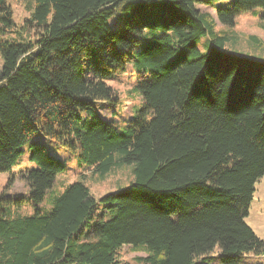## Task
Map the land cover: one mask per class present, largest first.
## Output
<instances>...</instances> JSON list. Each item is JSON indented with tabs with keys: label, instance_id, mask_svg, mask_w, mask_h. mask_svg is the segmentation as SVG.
I'll list each match as a JSON object with an SVG mask.
<instances>
[{
	"label": "trees",
	"instance_id": "obj_1",
	"mask_svg": "<svg viewBox=\"0 0 264 264\" xmlns=\"http://www.w3.org/2000/svg\"><path fill=\"white\" fill-rule=\"evenodd\" d=\"M32 1L33 36L17 39L0 0V173L34 166L27 194H0V264H130L125 245L146 249L138 264L264 256L246 221L264 177V60L225 49L198 7L222 0ZM256 9L233 0L215 15L233 27ZM128 65L142 105L120 129L99 108L117 103L105 80ZM53 148L101 179L132 165V180L99 198L81 180L54 193L66 162Z\"/></svg>",
	"mask_w": 264,
	"mask_h": 264
},
{
	"label": "rangeland",
	"instance_id": "obj_2",
	"mask_svg": "<svg viewBox=\"0 0 264 264\" xmlns=\"http://www.w3.org/2000/svg\"><path fill=\"white\" fill-rule=\"evenodd\" d=\"M7 3L13 10V19L16 24L12 33H8L7 37L12 36L17 39L25 38V36L32 37L33 31H30L28 35L25 33V20L31 16L34 2L32 0H7ZM232 3L233 0H222L209 7L205 5H199L198 7L203 12L212 15L216 22V30L219 35L227 37L225 44L226 50L264 60V11L256 9L250 13H244L239 16L233 27L223 26L217 20L215 7L217 5L230 6ZM20 33L22 34L19 35ZM209 41L207 38H203L199 44L203 53L208 52ZM2 64V58L0 56V71ZM139 79L140 75L133 65H128L124 72L105 80L106 84L112 88L118 99L116 104H102L99 109L101 114L113 120L120 129L135 117V112L142 105V98L136 91ZM53 152L66 162L65 171L57 176L56 182L51 189L54 193L62 191L63 187L67 184L81 180L90 188L91 194L95 198H99L106 193L116 191L118 187L128 185L132 180V165H123L101 179L92 168L78 164L77 158L74 155L59 148H53ZM26 167L31 168L34 166L32 163L24 160L20 166L13 169L12 173H0V194L3 191H7L10 194L28 193V187L23 181L21 172ZM10 177L13 178V185L5 190ZM48 196L50 194H47L46 200L39 205L40 208L49 207ZM21 212L32 214L34 210L30 207H24ZM246 221L254 232L260 238L264 239V177L256 183L254 198L250 205L249 216ZM146 255L147 251L143 246L134 247L130 245L123 246L119 253L120 259L130 264H138V258L145 257ZM240 264H264V256L256 257L248 255Z\"/></svg>",
	"mask_w": 264,
	"mask_h": 264
}]
</instances>
